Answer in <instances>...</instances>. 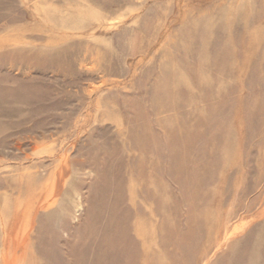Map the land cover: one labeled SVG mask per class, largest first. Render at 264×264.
<instances>
[{"label":"rangeland","instance_id":"rangeland-1","mask_svg":"<svg viewBox=\"0 0 264 264\" xmlns=\"http://www.w3.org/2000/svg\"><path fill=\"white\" fill-rule=\"evenodd\" d=\"M0 264H264V0H0Z\"/></svg>","mask_w":264,"mask_h":264}]
</instances>
